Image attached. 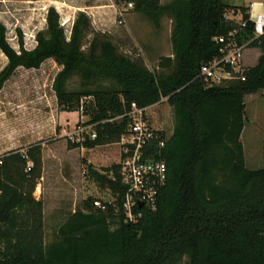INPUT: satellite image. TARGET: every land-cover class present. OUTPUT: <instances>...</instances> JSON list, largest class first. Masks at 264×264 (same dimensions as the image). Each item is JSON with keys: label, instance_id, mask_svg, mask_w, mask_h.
Listing matches in <instances>:
<instances>
[{"label": "trees", "instance_id": "obj_1", "mask_svg": "<svg viewBox=\"0 0 264 264\" xmlns=\"http://www.w3.org/2000/svg\"><path fill=\"white\" fill-rule=\"evenodd\" d=\"M114 1L131 3L133 12L156 28L162 17L171 21L172 52L158 61L164 71L148 69L100 34L84 47L89 17L78 12L67 37L51 6L32 49L19 37L15 50L0 23V51L7 58L0 90L17 68L56 61L61 69L53 90L60 111L81 110L88 117L84 124L95 125V139L70 143L86 148L116 142L127 128L132 103L148 107L166 98L174 127L162 148L167 178L156 209L143 210L136 223L124 222L119 164L106 169L110 176L89 166V176L116 196L115 206L100 210L93 207L94 198H86L46 243L43 202L33 195L41 176V146L8 152L0 157V264H175L182 255L189 264H264V167H246L240 141L244 96L264 89V33L250 43L261 54L245 68L244 80L206 88L197 77L201 64L218 55L215 38L238 25L225 14L245 19V8L222 0ZM241 35L250 39L251 26ZM75 75L83 87L68 90ZM105 80L111 85L100 84ZM116 116L122 117L108 121Z\"/></svg>", "mask_w": 264, "mask_h": 264}, {"label": "rangeland", "instance_id": "obj_2", "mask_svg": "<svg viewBox=\"0 0 264 264\" xmlns=\"http://www.w3.org/2000/svg\"><path fill=\"white\" fill-rule=\"evenodd\" d=\"M171 1L160 0L162 4ZM51 6L59 13L67 37L78 12L89 17L84 47L95 34H100L148 69L164 71L159 70L158 61L172 51L171 21L162 17L160 28H156L143 15L134 13L128 3L116 4L114 0H0V23L5 25L8 42L15 50H19V37L26 49L36 45V34L45 30L46 13ZM256 51H249L248 65L254 63ZM6 63L7 58L0 51V70ZM60 69L53 59H47L37 69L19 67L0 90V157L11 151L25 152L34 144L41 146V176L33 195L43 202L46 243L56 238L58 226L68 214L81 208L83 200L108 197L110 192L89 176L88 168L110 176L106 169L118 163L119 155L115 142L93 148L70 147L66 133L88 117L81 110L75 114L60 111L53 90ZM100 84L106 86L111 82L105 80ZM66 86L68 90L81 89L80 76H72ZM149 115L156 128L172 134L174 116L167 101L150 107ZM253 131L247 123L240 139L249 169L264 167V157L258 158L259 144ZM175 264H189V257L182 255Z\"/></svg>", "mask_w": 264, "mask_h": 264}, {"label": "built area", "instance_id": "obj_3", "mask_svg": "<svg viewBox=\"0 0 264 264\" xmlns=\"http://www.w3.org/2000/svg\"><path fill=\"white\" fill-rule=\"evenodd\" d=\"M128 6L133 7L131 3H128ZM253 6L254 3L250 4V8ZM261 6L264 7V3H261ZM225 17L237 21L238 25L226 36L215 38L219 45L218 55L201 64L197 77L206 88L225 86L236 79L244 80V53L250 48L251 41L264 33V14L261 12L247 13L245 19H241L240 13L232 12L226 13ZM248 26L252 28V37L244 39L241 31ZM163 100L166 101V98L160 102ZM158 103L148 107H139L132 103L130 110L125 114L129 119L127 128L115 142L119 154V176L123 185L121 208L123 221L126 223H136L143 210H155L158 196L166 184L167 168L162 148L170 135L156 128L149 115V108ZM122 116L108 121L117 120ZM66 134L71 143L97 137L95 125L84 123L74 125ZM31 166L32 162L28 161L27 169ZM115 201L116 196L110 192L106 198L94 199L92 205L94 208L106 210L109 205L115 206Z\"/></svg>", "mask_w": 264, "mask_h": 264}, {"label": "crops", "instance_id": "obj_4", "mask_svg": "<svg viewBox=\"0 0 264 264\" xmlns=\"http://www.w3.org/2000/svg\"><path fill=\"white\" fill-rule=\"evenodd\" d=\"M222 1L229 5L243 7L246 9V12L250 14H254L255 12H261L264 14V7L261 6V3H264V0H225V1L222 0ZM252 3H254V6L253 8H250V4ZM169 39H170V36H169ZM254 48L256 47H250L244 53V63L246 67L254 66L257 63L259 55L261 54V50L259 48H256L257 54H256L255 61L253 64L248 65V60H249L248 53ZM170 55L171 53L168 56ZM244 103H245V123H244V128L242 130V133L247 123L253 126V130H254L253 132L255 133L257 137L256 138L257 143L259 144V152H257L258 158L263 159L264 157V123H263L264 121V89L259 90L255 93L246 94L244 96ZM255 120L259 121L260 124H257ZM242 133L240 135V139H241ZM243 151H244V160H245V165H246L247 160H246L244 145H243Z\"/></svg>", "mask_w": 264, "mask_h": 264}]
</instances>
